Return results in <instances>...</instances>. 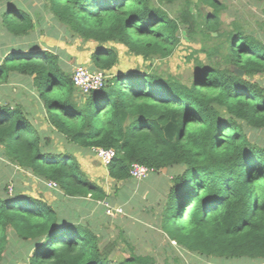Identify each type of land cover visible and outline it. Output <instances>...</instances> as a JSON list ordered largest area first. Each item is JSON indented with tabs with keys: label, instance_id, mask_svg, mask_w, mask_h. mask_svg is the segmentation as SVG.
<instances>
[{
	"label": "trees",
	"instance_id": "16d2710c",
	"mask_svg": "<svg viewBox=\"0 0 264 264\" xmlns=\"http://www.w3.org/2000/svg\"><path fill=\"white\" fill-rule=\"evenodd\" d=\"M0 4H6L4 31L26 46L5 54L0 81L10 72L30 78L49 129L39 128L21 103L0 101L2 158L41 185L55 184H43L46 191L93 202L108 197L105 188L71 152L52 146L50 132L85 151L113 149L104 167L115 186L138 180L130 174L133 163L149 168L148 176L177 169L157 202L166 237L205 257L264 260V139L257 135L264 132V43L237 22L223 28L220 0H46L67 33L93 43L89 68L105 73L103 86L84 98L57 54L26 42L31 14L13 0ZM183 31L189 43L201 36L203 55L188 56L186 82L118 67L114 44L144 61L167 58ZM38 188L31 194L0 183V264L10 243L30 252L29 264H154L135 253L113 260L116 240L66 220Z\"/></svg>",
	"mask_w": 264,
	"mask_h": 264
},
{
	"label": "rangeland",
	"instance_id": "374dc122",
	"mask_svg": "<svg viewBox=\"0 0 264 264\" xmlns=\"http://www.w3.org/2000/svg\"><path fill=\"white\" fill-rule=\"evenodd\" d=\"M24 11L31 14L34 26L27 37L26 42L35 43L36 47L41 50H48L59 56L61 67L69 72L77 64H83L90 67V53L93 49V43L82 41L79 37L67 33L52 17V14L47 11L46 0H13ZM225 5V9L220 15L222 27L228 28L232 22L239 23L247 32L252 33L264 43V1L256 0H220ZM201 12L211 9L205 5L198 6ZM6 9V4H0V15ZM192 11H194L192 9ZM184 32V31H183ZM184 39L176 46L173 53L167 58H159L144 61L140 57L129 54L125 47L119 44H114L119 53V66L129 68L138 66L139 70H154L163 73L166 76L173 77L179 81L186 82L191 76V61L187 59L189 55H199L203 57L199 49V37L197 41L189 43L185 37V32L182 34ZM212 35H216L213 33ZM23 46V37H13L4 31L0 21V64L3 57L14 46ZM24 48L26 46H23ZM195 50V51H193ZM259 81L264 86V76L259 78ZM84 98L82 95H78ZM37 98L31 87V79L16 73L10 72L5 80L0 81V101L10 104L21 103L28 110L30 118L41 129H48L46 122L42 120L43 112L37 105ZM31 112V114H30ZM52 139V146L59 150H68L81 163L84 171L90 175V167H86L95 160L92 151L80 149L74 143H68L58 134L49 133ZM261 139H264V132L257 134ZM177 172V169L170 171H161L160 173H152L147 178L137 180H129L119 186L109 185V190L115 194L113 203L110 204L107 200L96 201L94 204H88L86 210L89 213L95 210V206H101L105 212L104 215L110 217L107 210H110L114 216L120 218L116 229L113 231V236L106 235L107 240H116L117 245L113 251V260H120L129 256L131 253L138 255H149L154 258V264H264V260L245 261L240 259L222 260L218 258L205 257L194 252L187 251L182 247L170 241L158 226L156 216L159 211L158 201L162 200L166 192L163 186L169 187V179ZM86 173V172H85ZM87 175V174H86ZM143 180V181H142ZM0 183L6 184L9 189L18 188L27 193L39 189L42 186L30 173L11 165L6 159L2 158L0 150ZM42 183V181H41ZM50 182H43L52 188ZM162 187H161V186ZM33 186V189H32ZM88 200V198H85ZM120 201H126L125 207ZM134 209L135 218H128L122 215L124 208ZM92 223H95L100 218H92V213L89 216ZM121 217L125 220L122 221ZM84 219L83 221H85ZM86 222V221H85ZM84 222V223H85ZM119 230H123L121 235ZM8 254L19 252L21 245L19 243L9 244ZM23 252H25L23 250ZM8 261L6 260V263ZM11 264H15L11 262Z\"/></svg>",
	"mask_w": 264,
	"mask_h": 264
},
{
	"label": "crops",
	"instance_id": "0c3cea01",
	"mask_svg": "<svg viewBox=\"0 0 264 264\" xmlns=\"http://www.w3.org/2000/svg\"><path fill=\"white\" fill-rule=\"evenodd\" d=\"M90 167V175H88L87 171L86 174L88 178L101 186H103L108 193V197L104 200H107L110 204L113 203V200L115 198V194L109 190V185L115 187L114 181H109L107 179V174L104 165L95 157V160L91 164H88L86 167ZM117 186V185H116ZM119 186V185H118ZM42 188L44 189L45 193L48 196V202L51 204L53 208L58 210L59 214L64 217L68 221L73 222H82L84 219H86V223L91 224V221H88V219H91L89 216L92 213V218H100L101 220H97L95 223H92V228L95 231H98L101 233L104 239L107 238L106 235L113 236V231L117 227L118 220H120L119 217L113 219L108 218L104 215L105 210L101 206H95V210L89 213V210L85 209L88 204H94L93 202L89 200H83V199H76L71 198L68 196H64L62 192L60 191H54L49 189V191H46L45 188H47L45 185L42 184ZM123 203V207H125L126 201H120ZM124 213L126 217L128 218H135L134 209L124 208ZM122 221L125 222V220L121 217ZM84 221V222H85ZM29 253L26 252H16V250L11 254H5L4 259L1 264H11V262H14L15 264H29L28 263V256ZM6 260L8 261L6 263Z\"/></svg>",
	"mask_w": 264,
	"mask_h": 264
},
{
	"label": "built area",
	"instance_id": "2783aa9c",
	"mask_svg": "<svg viewBox=\"0 0 264 264\" xmlns=\"http://www.w3.org/2000/svg\"><path fill=\"white\" fill-rule=\"evenodd\" d=\"M71 80L78 94L85 96L92 90H97L103 86L105 73L100 70H91L83 64H77L71 71ZM92 152H94L95 156L103 165L108 163L115 155L113 149L92 148ZM149 171V168L133 163L131 165L130 174L132 178L140 180L147 177ZM51 185L54 186L55 184L52 183ZM107 213L110 217L114 216L110 210H107Z\"/></svg>",
	"mask_w": 264,
	"mask_h": 264
},
{
	"label": "water",
	"instance_id": "95a60500",
	"mask_svg": "<svg viewBox=\"0 0 264 264\" xmlns=\"http://www.w3.org/2000/svg\"><path fill=\"white\" fill-rule=\"evenodd\" d=\"M189 10L192 11V7H190ZM183 33H184V32H182V34H183ZM239 74H242V72L239 71Z\"/></svg>",
	"mask_w": 264,
	"mask_h": 264
},
{
	"label": "clouds",
	"instance_id": "9594fccd",
	"mask_svg": "<svg viewBox=\"0 0 264 264\" xmlns=\"http://www.w3.org/2000/svg\"><path fill=\"white\" fill-rule=\"evenodd\" d=\"M92 151V150H91ZM94 156H95V154H94ZM96 157V156H95ZM97 158V157H96ZM98 159V158H97ZM99 160V159H98ZM100 161V160H99ZM101 201H103V200H101ZM98 202H100L99 200H98ZM114 217V216H113ZM113 217H111V218H113Z\"/></svg>",
	"mask_w": 264,
	"mask_h": 264
}]
</instances>
